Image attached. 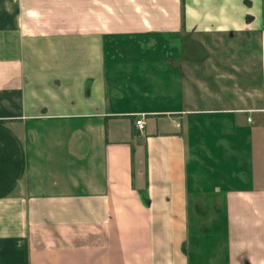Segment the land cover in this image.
<instances>
[{
    "label": "crops",
    "instance_id": "crops-1",
    "mask_svg": "<svg viewBox=\"0 0 264 264\" xmlns=\"http://www.w3.org/2000/svg\"><path fill=\"white\" fill-rule=\"evenodd\" d=\"M0 264H264V0H0Z\"/></svg>",
    "mask_w": 264,
    "mask_h": 264
},
{
    "label": "rangeland",
    "instance_id": "rangeland-1",
    "mask_svg": "<svg viewBox=\"0 0 264 264\" xmlns=\"http://www.w3.org/2000/svg\"><path fill=\"white\" fill-rule=\"evenodd\" d=\"M108 44L106 51L115 54H125L116 56V60L106 61V63H112V68L121 69L122 79H125L126 86L123 89H119L118 93L125 97H139L142 96V87L149 86L152 80L156 77L161 82V87L164 90V94L167 95L168 91L175 94L178 89L177 83L173 81L174 77L170 75V72H166V69L171 70L174 68L176 61L171 59V55L174 53V46L169 43L166 39H158L157 41H141V40H129L124 38H116ZM85 50V48H83ZM142 53H164V56L168 57L161 61L159 60H142L138 59L139 56L128 57L127 55H140ZM161 62V66L158 65ZM155 63L157 65H155ZM105 68V66H103ZM146 93H150V89H146ZM162 100L166 102V96ZM173 100H175L173 98ZM112 102L117 103L116 100ZM115 109V108H114ZM109 121H112L110 118ZM112 122H108L110 125Z\"/></svg>",
    "mask_w": 264,
    "mask_h": 264
},
{
    "label": "built area",
    "instance_id": "built-area-1",
    "mask_svg": "<svg viewBox=\"0 0 264 264\" xmlns=\"http://www.w3.org/2000/svg\"><path fill=\"white\" fill-rule=\"evenodd\" d=\"M135 127L139 130H142L143 127H144V122H143V119H138L135 121Z\"/></svg>",
    "mask_w": 264,
    "mask_h": 264
},
{
    "label": "trees",
    "instance_id": "trees-1",
    "mask_svg": "<svg viewBox=\"0 0 264 264\" xmlns=\"http://www.w3.org/2000/svg\"><path fill=\"white\" fill-rule=\"evenodd\" d=\"M142 202L146 205H148V198H146L145 196L142 197Z\"/></svg>",
    "mask_w": 264,
    "mask_h": 264
}]
</instances>
